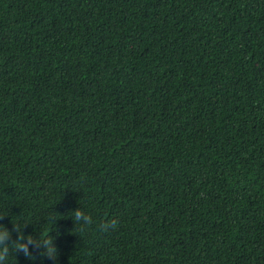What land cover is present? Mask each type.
<instances>
[{
    "label": "trees",
    "instance_id": "obj_1",
    "mask_svg": "<svg viewBox=\"0 0 264 264\" xmlns=\"http://www.w3.org/2000/svg\"><path fill=\"white\" fill-rule=\"evenodd\" d=\"M0 215L57 250L0 264H264V0H0Z\"/></svg>",
    "mask_w": 264,
    "mask_h": 264
},
{
    "label": "clouds",
    "instance_id": "obj_2",
    "mask_svg": "<svg viewBox=\"0 0 264 264\" xmlns=\"http://www.w3.org/2000/svg\"><path fill=\"white\" fill-rule=\"evenodd\" d=\"M81 212L79 210L74 212V218L79 220ZM3 216V215H0ZM116 226V221L111 222V227L108 224H105L102 232L108 231L109 229H113ZM15 230L19 233L18 238L15 241H10L9 237L11 236V232L3 225H0V261H4L7 259L11 250L16 252L20 251L23 252L25 257L28 259H33L32 253L28 251V245L32 244L34 247L42 248L43 255H47L51 258H55L57 254L56 248L53 246L52 241L48 239H41L40 236L38 239H34L31 235L27 237L25 240L24 235L21 231L22 227L17 226L14 224Z\"/></svg>",
    "mask_w": 264,
    "mask_h": 264
}]
</instances>
